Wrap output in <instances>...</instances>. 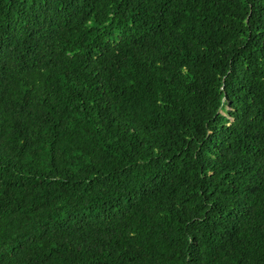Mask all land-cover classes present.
<instances>
[{
	"label": "trees",
	"instance_id": "trees-1",
	"mask_svg": "<svg viewBox=\"0 0 264 264\" xmlns=\"http://www.w3.org/2000/svg\"><path fill=\"white\" fill-rule=\"evenodd\" d=\"M0 264H264V0H0Z\"/></svg>",
	"mask_w": 264,
	"mask_h": 264
}]
</instances>
